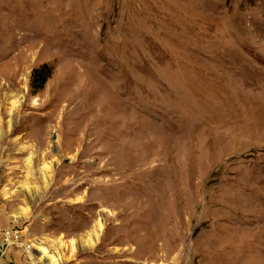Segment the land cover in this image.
<instances>
[{"label":"rangeland","instance_id":"374dc122","mask_svg":"<svg viewBox=\"0 0 264 264\" xmlns=\"http://www.w3.org/2000/svg\"><path fill=\"white\" fill-rule=\"evenodd\" d=\"M11 228L6 264H264V0H0Z\"/></svg>","mask_w":264,"mask_h":264},{"label":"built area","instance_id":"2783aa9c","mask_svg":"<svg viewBox=\"0 0 264 264\" xmlns=\"http://www.w3.org/2000/svg\"><path fill=\"white\" fill-rule=\"evenodd\" d=\"M18 231L16 229H4L0 233V264H6L8 260L6 248L11 243H18ZM28 248L27 245H23Z\"/></svg>","mask_w":264,"mask_h":264},{"label":"trees","instance_id":"16d2710c","mask_svg":"<svg viewBox=\"0 0 264 264\" xmlns=\"http://www.w3.org/2000/svg\"><path fill=\"white\" fill-rule=\"evenodd\" d=\"M49 70V65L45 62L39 64L36 68L32 69L30 76V86L32 87L34 82H38V86H41L47 76V73H49Z\"/></svg>","mask_w":264,"mask_h":264}]
</instances>
